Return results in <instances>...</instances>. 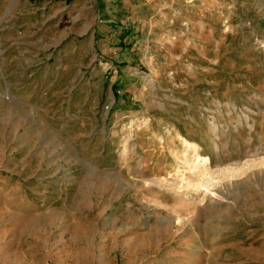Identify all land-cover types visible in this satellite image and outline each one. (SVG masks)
Here are the masks:
<instances>
[{"label": "rangeland", "instance_id": "374dc122", "mask_svg": "<svg viewBox=\"0 0 264 264\" xmlns=\"http://www.w3.org/2000/svg\"><path fill=\"white\" fill-rule=\"evenodd\" d=\"M15 1L0 264H264V0Z\"/></svg>", "mask_w": 264, "mask_h": 264}, {"label": "crops", "instance_id": "0c3cea01", "mask_svg": "<svg viewBox=\"0 0 264 264\" xmlns=\"http://www.w3.org/2000/svg\"><path fill=\"white\" fill-rule=\"evenodd\" d=\"M16 7H17V3L15 0H12L11 2L9 1L8 4L4 7V11H3L4 13L0 15V39L2 36L4 37L8 34L16 33L17 30L16 25L18 21H20L21 19V17L18 16L16 13ZM29 13H30L29 17H31L32 14H39L34 12V10H31ZM11 42H13L12 46H15L17 40H15V38L7 40V44ZM3 46H5V43L3 44ZM3 51H5V48ZM47 79H49V75H45L44 82L47 81ZM55 80L57 81L58 78H55Z\"/></svg>", "mask_w": 264, "mask_h": 264}]
</instances>
